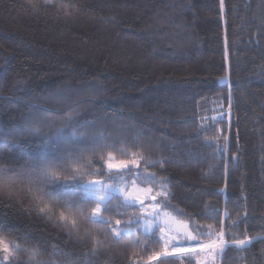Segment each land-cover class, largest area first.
Returning <instances> with one entry per match:
<instances>
[{"label": "trees", "instance_id": "trees-1", "mask_svg": "<svg viewBox=\"0 0 264 264\" xmlns=\"http://www.w3.org/2000/svg\"><path fill=\"white\" fill-rule=\"evenodd\" d=\"M124 174L220 264H264V0H0V264H198L119 194L92 217L85 182Z\"/></svg>", "mask_w": 264, "mask_h": 264}, {"label": "rangeland", "instance_id": "rangeland-1", "mask_svg": "<svg viewBox=\"0 0 264 264\" xmlns=\"http://www.w3.org/2000/svg\"><path fill=\"white\" fill-rule=\"evenodd\" d=\"M169 21L167 18L162 24H168ZM187 41L190 40L186 38L183 41L184 45ZM231 101V97L229 96L226 103L220 102L215 104L211 114L205 117L206 120L211 119L212 121H216L221 119L229 124ZM130 166H136V162L128 163L127 161L117 160L112 156L107 157L106 168L108 171H125ZM143 174L145 176L151 175L149 172H143ZM111 176L109 175V177ZM110 181L95 178L86 181L84 184L86 194L98 202L92 212L93 218L100 219L103 203L112 194H119L126 203L141 206L142 216L139 228L143 232H151L156 226L158 227L166 243L167 253L164 256L188 253L194 259H197L198 264H220V256L226 245L221 233L214 235L207 241H196L187 221L181 220L167 212L156 202L155 198L158 195L166 193V185L162 181L157 180L155 183L149 182L143 185L134 179L127 178L126 174L120 175L116 181L113 178ZM113 231L116 235H119L132 233L134 229L117 226L113 228ZM238 244H243V242H238ZM13 252L14 245L0 238V258L4 262L10 263Z\"/></svg>", "mask_w": 264, "mask_h": 264}, {"label": "water", "instance_id": "water-1", "mask_svg": "<svg viewBox=\"0 0 264 264\" xmlns=\"http://www.w3.org/2000/svg\"><path fill=\"white\" fill-rule=\"evenodd\" d=\"M222 84H226L227 83V78H223V80L221 81Z\"/></svg>", "mask_w": 264, "mask_h": 264}]
</instances>
